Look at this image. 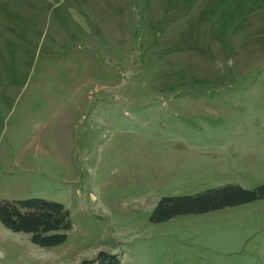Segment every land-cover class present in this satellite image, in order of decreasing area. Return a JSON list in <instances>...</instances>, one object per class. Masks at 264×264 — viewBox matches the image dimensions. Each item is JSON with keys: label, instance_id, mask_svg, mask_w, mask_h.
<instances>
[{"label": "rangeland", "instance_id": "rangeland-1", "mask_svg": "<svg viewBox=\"0 0 264 264\" xmlns=\"http://www.w3.org/2000/svg\"><path fill=\"white\" fill-rule=\"evenodd\" d=\"M264 0H0V201L62 203L65 240L0 223V264H264Z\"/></svg>", "mask_w": 264, "mask_h": 264}, {"label": "trees", "instance_id": "trees-1", "mask_svg": "<svg viewBox=\"0 0 264 264\" xmlns=\"http://www.w3.org/2000/svg\"><path fill=\"white\" fill-rule=\"evenodd\" d=\"M264 197V185L246 189L226 184L189 195L162 196L151 214L152 220L160 221L179 213H197L223 208ZM0 223L13 231L30 235V241L41 247L63 242L71 227L70 214L65 206L55 200L41 197L3 199L0 201ZM114 253L99 251L82 264H117Z\"/></svg>", "mask_w": 264, "mask_h": 264}]
</instances>
